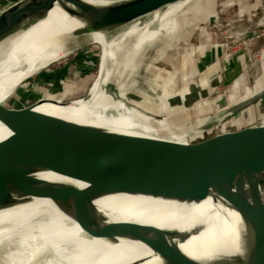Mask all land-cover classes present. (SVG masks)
<instances>
[{
  "label": "water",
  "instance_id": "obj_1",
  "mask_svg": "<svg viewBox=\"0 0 264 264\" xmlns=\"http://www.w3.org/2000/svg\"><path fill=\"white\" fill-rule=\"evenodd\" d=\"M162 1L123 10L113 4L93 8L88 0H2L0 44L46 18L55 6L88 21L91 28L97 16L108 19L104 14L109 11L106 22L128 21ZM258 56L264 57V48ZM243 58L226 63L225 91L215 97L209 112L214 116L204 119L186 143L138 142L134 140L141 138L133 135L97 133L93 125L37 111L35 104L43 98L22 108L0 103V121L18 134L0 145V209L31 197L50 198L89 235L140 241L155 254L150 261L130 264H264V236L257 235L264 234V63L258 67L260 77L252 82ZM214 80L218 83L219 78ZM199 86L193 85L189 93ZM188 97L179 96L173 106ZM51 172L71 181H51L41 175ZM118 195L179 203L210 197L240 213L246 229L261 242L215 243L205 254L193 255L181 247L188 232L109 220L97 202Z\"/></svg>",
  "mask_w": 264,
  "mask_h": 264
},
{
  "label": "bare ground",
  "instance_id": "obj_2",
  "mask_svg": "<svg viewBox=\"0 0 264 264\" xmlns=\"http://www.w3.org/2000/svg\"><path fill=\"white\" fill-rule=\"evenodd\" d=\"M88 1L93 8L113 4L111 7L125 10L151 0ZM177 1L182 0L157 2L154 9L130 16L128 21L113 19L106 22L110 17L109 11L104 14L108 19H98L97 16L91 28L88 21L55 6L46 18L1 42L0 103L4 104L33 74L73 53L79 43L91 42L99 44L102 51L98 75L89 94L46 101L49 103L40 101L35 104V109L59 120L93 125L97 127V133L133 135L141 138L134 140L138 142L167 139L186 143L188 138L185 134H176L175 138L171 136L169 120L155 118L144 108L127 100L125 95L133 85H128L125 76H122L125 74L123 54L117 55L112 50L125 34L136 33ZM116 57L119 59L118 66L112 64ZM111 68L117 76L119 93L106 85ZM145 95L150 99L147 98L148 101H152L148 93ZM16 137L18 134L0 121V145ZM41 175L51 181H71L55 172ZM97 204L109 220L150 223L188 232L189 236L181 247L193 255L205 254L215 243L261 242L254 231L246 229L245 218L240 213L221 202H214L210 197L199 203H179L146 196L118 195L101 199ZM154 257L153 251L140 241L122 238L111 241L89 235L50 198L31 197L0 209V264H130L137 260L150 261Z\"/></svg>",
  "mask_w": 264,
  "mask_h": 264
},
{
  "label": "rangeland",
  "instance_id": "obj_3",
  "mask_svg": "<svg viewBox=\"0 0 264 264\" xmlns=\"http://www.w3.org/2000/svg\"><path fill=\"white\" fill-rule=\"evenodd\" d=\"M167 9L136 33L125 34L124 40L113 45L112 50L117 55L129 49L139 51L131 57L134 69L130 68L122 76H141L139 93H148L152 101L147 100L148 105L142 100L144 97L134 99L126 94L127 100L155 118L169 120L172 137L185 134L189 140L204 119L214 116L209 112L216 102L215 97L225 91L222 75L226 63L244 56L250 81L260 77L258 67L264 63V57L258 56L264 48V0H182ZM101 51L99 44L79 43L73 53L23 82L4 104L22 108L41 98L46 102L89 94L98 75ZM112 64L120 65L119 59L116 57ZM205 76L219 78L215 89L206 97L201 91V80ZM114 77L115 71L111 68L106 85L119 93L121 90ZM174 78L176 82L162 87L160 81ZM197 83L198 90L189 93ZM138 86L130 88L135 92ZM204 90H209L208 85ZM198 95L201 100L193 102ZM179 96L190 97L173 106ZM192 96L195 99H191Z\"/></svg>",
  "mask_w": 264,
  "mask_h": 264
},
{
  "label": "crops",
  "instance_id": "obj_4",
  "mask_svg": "<svg viewBox=\"0 0 264 264\" xmlns=\"http://www.w3.org/2000/svg\"><path fill=\"white\" fill-rule=\"evenodd\" d=\"M139 51H135V50H129V51H122V54H123V62H122V65H123V68H124V70H125V73L130 69V68H132L133 66H132V62H131V57H134V55H136V53H138ZM130 54V55H129ZM129 55V56H128ZM133 69H134V67H133ZM125 78H126V80H127V83H130V81L131 82H133V86L134 85H139V82H142V78H141V76H139L138 74H136V75H134L133 77L132 76H125ZM117 79V76H116V74H115V77H114V80H116ZM213 79H214V77H203V79L201 80V88H203L201 91H202V93L204 94V97H206L207 95H209L212 91H213V89H215V87H216V85H217V83L215 82V80L213 81ZM176 80L177 79H172V80H166V82H163V81H160V83H162V87L163 88H165V86L166 85H168L169 83H174V82H176ZM116 84H117V82H116ZM197 84H199V83H197ZM128 85H130V84H128ZM206 85H208V88H209V90H204V88H205V86ZM132 86V87H133ZM145 86V85H144ZM131 87V88H132ZM129 89V91H131V92H128V96L130 97V98H134V97H138V96H142V97H144V99H142V100H144L145 101V103H149V102H147V100L149 99H146L145 98V94L143 93V94H141V93H139V92H141V88H142V86H141V84L138 86V88H137V90H135V92H134V89ZM204 97H203V99H204ZM135 99V98H134ZM191 99H195V97L194 96H192L191 97ZM200 99V97H199V95L196 97V99L193 101V102H195V101H198ZM150 100V99H149ZM201 100V99H200ZM151 102V101H150ZM200 103V102H199ZM202 103V102H201ZM150 104V103H149ZM161 107V106H160Z\"/></svg>",
  "mask_w": 264,
  "mask_h": 264
}]
</instances>
